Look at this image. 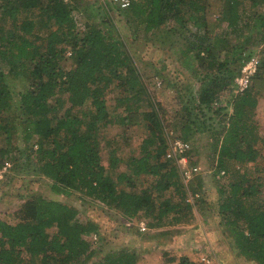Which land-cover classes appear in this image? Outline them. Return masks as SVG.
Returning a JSON list of instances; mask_svg holds the SVG:
<instances>
[{
	"label": "trees",
	"instance_id": "obj_1",
	"mask_svg": "<svg viewBox=\"0 0 264 264\" xmlns=\"http://www.w3.org/2000/svg\"><path fill=\"white\" fill-rule=\"evenodd\" d=\"M246 1L252 9L249 23L260 20L257 29L264 30V10L259 8L264 6V0ZM244 3L245 0H133L126 10H131L133 20L145 24L147 31L168 20L184 28L190 23L201 26L203 33L190 35L197 38L188 42L183 54L195 50L198 58L209 61L210 67L218 64L222 68L227 64L215 59L217 51L209 40L214 33L211 27L224 23L228 29L243 27L247 24L243 19ZM37 26L47 33L41 35ZM263 41L264 35L257 43ZM125 44L126 40L104 31L97 23L87 22L80 29L71 3L65 0H0V168L13 149L5 142L4 134L12 135L17 119L26 124L31 136L37 137L30 150L33 153L27 157L36 160V172L51 180L54 192L66 196L80 193L115 208L129 221L152 214L158 225L187 222L192 206L186 202L180 170L173 160L164 157L165 111L152 98L147 78ZM69 58L73 66L65 68L63 63ZM205 67L201 66V72L206 74ZM235 67L228 74L204 75V85L192 109L218 101L222 88L242 74V63ZM112 87L120 94L115 110L122 109L114 114L107 97ZM260 97H264V55L251 77V85L232 96L233 110L221 132L218 152V163L225 174L230 172L229 163L239 167L234 168L233 178L221 185L220 199L224 191L227 194L221 201L220 213L230 226L237 254L255 264H264V177L254 173L264 170V166L257 164L255 172L247 166L261 158L258 145L264 142V136L255 117ZM191 115L194 116L192 112ZM139 116L148 132L140 142L138 155L128 158V169L114 176L113 171L124 157L119 154L120 140L116 136L109 138L108 130L113 126L128 134L138 124ZM182 128L180 136L188 141L192 134L185 130L186 125ZM104 147L110 152L109 166L103 162ZM141 176L151 177L152 181L137 189ZM120 182L130 189L120 187ZM170 188H176L177 198L165 197ZM79 212L70 202L42 194L28 196L15 222L5 219L0 210V264H30L37 260L41 264H88L97 250L87 236H98L99 228L95 222L81 220ZM169 217L173 220L165 221ZM177 253L168 262L199 264ZM137 263L136 255L124 248L93 261Z\"/></svg>",
	"mask_w": 264,
	"mask_h": 264
},
{
	"label": "rangeland",
	"instance_id": "obj_2",
	"mask_svg": "<svg viewBox=\"0 0 264 264\" xmlns=\"http://www.w3.org/2000/svg\"><path fill=\"white\" fill-rule=\"evenodd\" d=\"M65 1L71 3L80 29L87 22L97 23L104 31L110 32L113 36L119 35L124 41L126 40L125 49L134 54L137 66L141 68L142 74L147 78L152 98L160 102L165 111L166 153L170 141L183 140L180 136L183 124L188 127L185 130L192 134L188 139L192 149L186 154V163L188 166L197 165L199 171L189 181H185L182 175L180 178L186 189V202L191 204L192 212L188 213L187 222L175 224L158 225L152 214L148 218L129 221L115 208L104 206L98 201L83 197L80 193L75 192L72 196H66L54 192L51 189V180L36 172V160L32 156L27 157L28 154L33 153L30 150L31 148L34 149L33 144L36 143L37 137L31 136L29 131L25 129L26 124L16 119V129L12 135L4 134L5 142L11 144L13 149L9 158L5 159L0 168L2 171L0 172V210L2 216L8 221H17L19 210L23 208L26 199L31 194H42L46 197L70 202L79 208L81 220L95 222L99 228L97 241L94 242L91 235L87 236L97 250V255L88 264H93V261L108 252L119 251L123 248L136 255L137 264H173L168 260L176 252L174 246L177 245L189 246L192 259L199 264H201L202 256H207L210 264H255L237 254L232 245L234 240L229 229L230 226L226 218L220 213L221 201L227 194L224 191L225 193L220 199L221 185L227 184L233 178L232 173L234 168H239L238 164L229 163L230 172L225 174L224 168H221L218 163L221 132L227 127L228 119L233 110L234 98L232 99V96L242 92L237 80L243 75V68L249 61L257 59L259 65L264 55V41L260 45L257 43V40L263 37L264 30L258 31L257 29L260 20L253 19L249 23L248 17L252 13L249 3L245 0L244 6L246 8H244L243 19L247 24H244L240 29L225 28V23L223 26L211 27L214 33L209 39L211 42H209L217 51L215 59L219 63L227 64L225 67L218 68V64L210 67L209 61L198 58L195 50L183 54L184 50L188 49V42L197 38L196 36L190 37V35L203 33L201 26L190 23L184 28L175 20H168L161 27L147 31L145 24L139 25L133 20L134 14L131 10H122L114 0ZM259 8L264 10L262 5ZM216 16L217 14L214 13L213 18ZM38 27L37 31L41 35L47 33L46 29ZM215 34L220 35V38H216ZM247 56H250L249 59L246 58ZM73 63V60L69 58L63 63V66L71 68ZM241 63L242 74L236 75L230 86L222 88L218 94V101L210 106L203 105L202 109H198V107L192 109L198 101L199 90L204 85V81H202L204 75L228 74L231 68H236L235 66ZM202 65L206 66V74L201 72ZM258 65L256 71H258ZM250 85L251 78L248 87ZM119 96V91L114 87L107 93L112 114L116 111L117 113L122 112L121 108L115 110L116 98ZM190 112L194 116L189 117ZM255 117L259 123L260 132L264 136V97L259 99ZM193 118L196 119L195 123ZM137 123L131 127L128 134H125L122 128L118 129L113 126L108 130L109 138L116 136L118 137L117 140H120L119 143L122 148L119 154L124 157V160L113 171L114 176H116V172L128 169V158L131 155H138L140 142L148 132L142 117L139 116ZM258 146L261 151V158L256 163L247 166V169L253 172H255L257 164L260 163V167L264 166V142L259 143ZM103 149V162L109 166L110 152L107 147ZM164 157L169 159L167 154ZM170 159L181 170L183 164L179 160ZM254 175L264 177V170L256 171ZM151 181V177L141 176L137 180L136 188L140 189L147 184L149 185ZM119 186L130 189V186L124 182H120ZM190 192L191 194L188 195ZM165 197L177 198L176 188L167 190ZM169 220H173L172 217L165 221ZM142 221L146 222L148 227L145 231L140 229ZM149 222L153 225L150 226ZM215 228H219L217 233L213 231ZM210 232L211 236H214L212 237L213 248L210 245L204 246L203 241L199 239L200 235L206 238ZM176 256L179 254L177 253ZM30 264L41 263L37 260V262Z\"/></svg>",
	"mask_w": 264,
	"mask_h": 264
},
{
	"label": "built area",
	"instance_id": "obj_3",
	"mask_svg": "<svg viewBox=\"0 0 264 264\" xmlns=\"http://www.w3.org/2000/svg\"><path fill=\"white\" fill-rule=\"evenodd\" d=\"M119 8L122 10L128 9L131 5L133 0H114ZM258 60H251L249 61L243 68V75L238 78V83L240 85V90L244 91L250 82V78L253 76V74L257 70ZM192 149L191 143L186 140H172L169 143V149L167 151V157L172 158L175 160H179L181 164H183V167L180 170V173L185 181L191 180L196 173L199 171V167L197 165L195 166H188L186 161V154L190 152ZM181 158V160H180ZM2 172V171H0ZM225 172V171H224ZM223 172V173H224ZM191 194V192L189 193ZM147 224L146 222L142 221L140 223V229L142 231L147 230ZM93 241H96L98 239L97 234L92 235ZM201 264H210V260L207 256L201 257Z\"/></svg>",
	"mask_w": 264,
	"mask_h": 264
},
{
	"label": "crops",
	"instance_id": "obj_4",
	"mask_svg": "<svg viewBox=\"0 0 264 264\" xmlns=\"http://www.w3.org/2000/svg\"><path fill=\"white\" fill-rule=\"evenodd\" d=\"M213 231H216V233H217L219 231V228H215V230H213ZM193 232L195 233V231H193ZM212 237H214V236H211V232H210V234H208L206 238L200 235L199 239H201L203 241L204 246L207 247L210 245V247L212 246L211 248H213L214 243L212 241ZM192 247H194V246H192ZM174 248L176 249V251H178L179 255H188L191 257L192 252H191V248L189 246L177 245V246H174Z\"/></svg>",
	"mask_w": 264,
	"mask_h": 264
}]
</instances>
